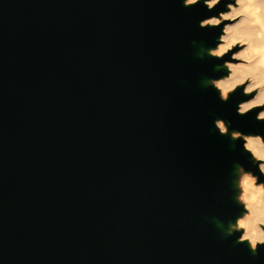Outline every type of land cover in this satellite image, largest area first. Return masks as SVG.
<instances>
[{"label": "water", "instance_id": "water-1", "mask_svg": "<svg viewBox=\"0 0 264 264\" xmlns=\"http://www.w3.org/2000/svg\"><path fill=\"white\" fill-rule=\"evenodd\" d=\"M223 8L0 0V264H264L213 221L243 211L234 165L259 175L213 121L264 135L201 83Z\"/></svg>", "mask_w": 264, "mask_h": 264}, {"label": "clouds", "instance_id": "clouds-1", "mask_svg": "<svg viewBox=\"0 0 264 264\" xmlns=\"http://www.w3.org/2000/svg\"><path fill=\"white\" fill-rule=\"evenodd\" d=\"M222 2L224 8L200 19L199 27H220L215 45L206 51L208 56L222 61L213 70L223 68L226 74L207 77L201 83L214 88L223 102L239 89L246 98L236 102V113L245 116L255 112V119L264 122V0H182L184 7L202 4L210 12ZM213 123L220 135L242 141V149L259 173L246 170L240 163L234 165L235 188L239 189L234 198L243 211L226 227L217 218L213 221L225 237L239 233L235 243L247 242L249 250L256 254L264 247V180L260 179L264 176V135L229 132L231 121L221 118Z\"/></svg>", "mask_w": 264, "mask_h": 264}, {"label": "rangeland", "instance_id": "rangeland-1", "mask_svg": "<svg viewBox=\"0 0 264 264\" xmlns=\"http://www.w3.org/2000/svg\"><path fill=\"white\" fill-rule=\"evenodd\" d=\"M204 52V51H203ZM229 132H231L230 130H229ZM230 136V135H229ZM235 179H236V174H234V188H235ZM235 190H236V193L239 191V189H237V188H235Z\"/></svg>", "mask_w": 264, "mask_h": 264}]
</instances>
